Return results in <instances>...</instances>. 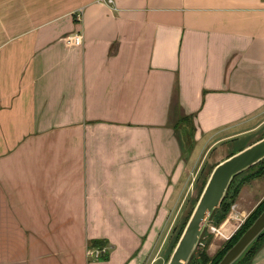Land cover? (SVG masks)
I'll return each instance as SVG.
<instances>
[{
	"label": "crops",
	"instance_id": "1",
	"mask_svg": "<svg viewBox=\"0 0 264 264\" xmlns=\"http://www.w3.org/2000/svg\"><path fill=\"white\" fill-rule=\"evenodd\" d=\"M261 130L264 0H0V264H155L197 164Z\"/></svg>",
	"mask_w": 264,
	"mask_h": 264
},
{
	"label": "water",
	"instance_id": "2",
	"mask_svg": "<svg viewBox=\"0 0 264 264\" xmlns=\"http://www.w3.org/2000/svg\"><path fill=\"white\" fill-rule=\"evenodd\" d=\"M263 159L264 136L212 166L165 264L187 263L232 178ZM263 234L264 207L215 264H238Z\"/></svg>",
	"mask_w": 264,
	"mask_h": 264
},
{
	"label": "rangeland",
	"instance_id": "3",
	"mask_svg": "<svg viewBox=\"0 0 264 264\" xmlns=\"http://www.w3.org/2000/svg\"><path fill=\"white\" fill-rule=\"evenodd\" d=\"M66 36V35H65ZM264 131V130H263ZM262 130L259 131L255 135H247L245 137H241L238 139H234L232 141H229L226 145L219 146L217 149L212 150L210 153L206 155V159H204V162L199 166L197 164L196 166V171L195 173L197 174L198 171L200 172L196 179L194 180L193 184L190 186L185 185L182 187L181 191L183 190V193L176 199V201L171 202L168 208V214L165 219V224H164V229L163 233L161 235L162 240L164 239V244H162V248L159 252V258L155 260V264H165L166 263V258L171 252V245L174 241V236H175V231L172 232L173 228L177 227L181 224V222L184 220L186 216L189 215L191 211V207H193V202L196 201L195 199L198 196V191L201 187V178H204L209 170V168L214 164V162L217 159H222L224 158L228 152H231L244 144L246 140L251 138L248 142H251L254 140V138H257L259 135H261ZM247 142V143H248ZM184 154V153H183ZM218 161V160H217ZM192 163H188V167H190ZM196 174L194 175L193 179L195 178ZM183 178V177H182ZM263 179V178H262ZM264 180V179H263ZM184 181V178L181 180L180 186L182 182ZM188 180L184 181L185 184L187 183ZM249 185V184H248ZM248 189L251 191V187ZM264 196V190H258L254 193V203L256 204L263 196ZM240 200L241 204L243 207L247 206V202L250 200V197L248 196H242L237 199V201ZM248 200V201H247ZM235 204V203H234ZM233 204V205H234ZM232 205L230 206V210L226 216V218L218 225L214 226L215 231H212L210 226H213L210 224V222L207 221L206 226L203 228L202 233L204 234V237H206L207 245L205 246L206 253L209 256H213L225 243L226 240L225 236H229V238L232 236L233 231L236 230V227H239L240 224L242 223V218H239L234 212H237L236 210H232ZM239 209V208H238ZM246 215V214H245ZM175 229V230H176ZM204 242V241H203ZM264 245V238L256 248V252L260 250V248ZM203 244H198V247H202ZM255 252V253H256ZM255 255V254H254ZM254 255L244 261L242 264H250L251 260L253 259ZM154 257V256H153Z\"/></svg>",
	"mask_w": 264,
	"mask_h": 264
},
{
	"label": "trees",
	"instance_id": "4",
	"mask_svg": "<svg viewBox=\"0 0 264 264\" xmlns=\"http://www.w3.org/2000/svg\"><path fill=\"white\" fill-rule=\"evenodd\" d=\"M188 121H190L189 117H180V118L178 117L172 123V125L176 131L183 128L184 138L182 139L183 141L181 140L183 148L186 146H189L191 144L192 123L188 122ZM184 127H186V128L188 127L187 132L184 130ZM263 136H264V131L261 132V135H259L257 138H255L251 142H253V141H255V140H257ZM251 142H248V143L245 142L244 144H242L241 146H239L235 150L228 152V154L225 157H227V156L233 154L234 152L242 149L243 147H245L246 145H248ZM212 166L209 168L206 176L204 178H201L202 182H201V187L198 191V194H199V192H200V190H201V188H202V186L206 180V177H207L210 169L212 168ZM199 173L200 172L198 171L194 180L196 179V177ZM263 176H264V159L262 161L258 162L257 164L249 167L248 169L240 172L236 176H234L232 178V180L230 181L220 204L218 205L217 208L213 209V211L209 215L208 222H210V224H212L215 227L218 226L226 218V216L230 210V206L233 204L240 188L244 185L249 184L252 180H254L256 178H262ZM194 202H193V204H194ZM263 207H264V197L255 205V207L244 218V220L242 221V223L240 224L238 229L232 234V236L226 241V243L213 256H209L206 253L205 246L207 245V243H206L207 239H206V237H204V234L202 233L201 237L199 239V243L203 244V246L202 247L197 246L195 248V250L193 251V253L189 257L186 264H215L220 259L222 254L233 244V242L239 237V235L249 226V224L259 214V212L263 209ZM187 217L188 216H186L184 218V220L177 227V229H176V227L173 228L172 232L175 231L174 232L175 236H174V241L171 245V249L173 248V246H174V244H175V242H176V240H177V238H178V236H179V234H180V232H181V230H182V228L186 222ZM263 238H264V234L250 247L248 252L245 254V256L242 258V260L238 264H242L244 261H246L247 259H249L250 257H252L255 254V252L257 250L256 248L258 247L260 242L263 240ZM167 258H168V256H167ZM167 258H166V260H167Z\"/></svg>",
	"mask_w": 264,
	"mask_h": 264
},
{
	"label": "built area",
	"instance_id": "5",
	"mask_svg": "<svg viewBox=\"0 0 264 264\" xmlns=\"http://www.w3.org/2000/svg\"><path fill=\"white\" fill-rule=\"evenodd\" d=\"M106 2L111 3V0H106ZM63 41L65 43L66 46H79L81 43V38L80 35L78 33H73V34H68L66 36L63 37ZM212 231H215L214 226H210ZM225 239H229V236H225Z\"/></svg>",
	"mask_w": 264,
	"mask_h": 264
}]
</instances>
